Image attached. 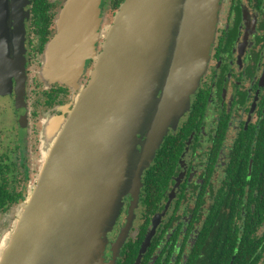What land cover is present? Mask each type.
Instances as JSON below:
<instances>
[{"label": "flooded vegetation", "instance_id": "obj_1", "mask_svg": "<svg viewBox=\"0 0 264 264\" xmlns=\"http://www.w3.org/2000/svg\"><path fill=\"white\" fill-rule=\"evenodd\" d=\"M14 1L5 7L8 45H0V246L41 174L46 120L68 117L78 94L46 81L44 64L73 74L76 89L88 85L124 2L103 0L97 36L78 49L52 45L68 0ZM14 12L24 45L13 44ZM138 186L108 233L107 263L264 264V0H220L207 70Z\"/></svg>", "mask_w": 264, "mask_h": 264}, {"label": "water", "instance_id": "obj_2", "mask_svg": "<svg viewBox=\"0 0 264 264\" xmlns=\"http://www.w3.org/2000/svg\"><path fill=\"white\" fill-rule=\"evenodd\" d=\"M6 2L0 0L4 8L0 45H8ZM102 3L68 0L61 14L63 43L56 39L52 45L90 47L97 36ZM183 3L181 14H176V0L121 4L74 109L65 119L45 124L41 174L34 190L21 201L9 242L0 246V264H110L104 258L108 233L119 216L126 188L139 187L143 168L150 166L169 124L190 108L191 96L208 67L220 0ZM13 5L18 7L20 0ZM171 6L170 21L178 23V33L171 43L174 27H170L162 42ZM14 13L13 44L24 45L21 15ZM166 42L172 45L171 60L149 129L147 147H152L133 179L128 171L126 126L143 102L153 104L156 99L148 81L155 71L151 68L155 53ZM49 128H54L52 133Z\"/></svg>", "mask_w": 264, "mask_h": 264}, {"label": "rangeland", "instance_id": "obj_3", "mask_svg": "<svg viewBox=\"0 0 264 264\" xmlns=\"http://www.w3.org/2000/svg\"><path fill=\"white\" fill-rule=\"evenodd\" d=\"M176 14L179 13L181 14V10H182V6L184 5L183 0H176ZM174 6V5H173ZM173 6L170 7L168 16H167V23L168 21H170V15L173 12ZM184 13V11H183ZM106 15H107V19L112 22V19H114V12L113 10H108L106 9ZM114 17V18H113ZM173 20V19H172ZM166 30H165V35L164 33H162V42L166 39V34L170 31V26L169 24H167ZM111 25H109L108 29L110 28ZM63 26H62V18L59 19V30H58V34L56 36V39L58 40V42L60 44H62V33H63ZM108 29L105 31V34L102 38H105V35L108 31ZM178 33V28H173L172 30V41L171 43H173V41H175L176 35ZM172 48L171 44H168L167 42L165 43L164 47H161L160 53L157 52L155 53V58L154 60H156L155 62H152L151 64V68H153L154 73H153V77H151L148 81V85L150 86V88L153 89L152 93H156V99L153 101V104L148 101L143 102L139 109L140 111H138V113L136 112L133 117L132 120L128 122V125L126 126L127 130L130 132V136L127 139L128 140V147H127V151L130 153V160H131V164L129 167V173L132 175L133 179H135V176L137 175L138 169H140L141 167V162L149 155L150 153V148L152 146L147 147L148 143H150V140L148 142V134L146 131H149V129H151L152 127V120L155 119V109L157 107V103H159L160 98L162 99L163 96V89H165L164 87L167 84V72H168V65L170 64V60H171V51L170 49ZM43 78L48 81L47 79L49 77H51L52 82H62L64 84H66L67 86H70L72 88V90H78V94L76 96H74L73 101H72V106H69L71 109L69 110V113L74 109L83 86H79L77 89V84H75V82L72 80L73 78H75V76L71 73H69L68 71L65 70H58L57 72H55V74H52V70L48 67V64H44L43 66ZM157 88V89H156ZM151 95V93H150ZM152 102V101H151ZM152 114V116L150 115ZM1 115V114H0ZM51 118V117H50ZM49 118V119H50ZM49 119L46 120L49 122ZM154 121V120H153ZM152 123V124H151ZM54 128H51V130H53ZM49 128V133H52V131ZM139 134H142V137L139 138ZM149 138V137H148ZM139 141L141 143H139ZM42 143L43 145L47 146V144L43 142V138H42ZM143 145V149L140 150L138 148L142 147ZM44 147V146H43ZM45 152V149H44ZM45 156V154H44ZM42 168V165H41ZM39 180V176H37L35 178V180L33 182L30 183V188H29V194L30 192H32L34 190V186L37 184V181ZM132 188V187H131ZM131 188H129V186H127L126 190L130 191ZM127 194V192H126ZM125 194V195H126ZM19 212V210H18ZM17 217H18V213H17ZM17 221V219H16ZM15 221V224H16ZM14 224V226H15ZM115 225V224H114ZM14 226L10 229V231H4L3 233V240H2V245L6 246L7 243L9 242L10 239V232L13 230ZM114 227V226H113ZM113 229V228H112ZM111 229V230H112ZM110 230V231H111ZM109 231V232H110Z\"/></svg>", "mask_w": 264, "mask_h": 264}, {"label": "trees", "instance_id": "obj_4", "mask_svg": "<svg viewBox=\"0 0 264 264\" xmlns=\"http://www.w3.org/2000/svg\"><path fill=\"white\" fill-rule=\"evenodd\" d=\"M41 3L48 2V0H40ZM121 210V209H120Z\"/></svg>", "mask_w": 264, "mask_h": 264}]
</instances>
